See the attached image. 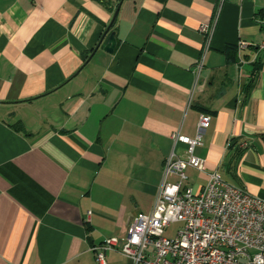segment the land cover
I'll return each mask as SVG.
<instances>
[{
  "label": "crops",
  "instance_id": "0c3cea01",
  "mask_svg": "<svg viewBox=\"0 0 264 264\" xmlns=\"http://www.w3.org/2000/svg\"><path fill=\"white\" fill-rule=\"evenodd\" d=\"M263 19L264 0H0V264H97L202 113L188 185L264 199Z\"/></svg>",
  "mask_w": 264,
  "mask_h": 264
},
{
  "label": "built area",
  "instance_id": "2783aa9c",
  "mask_svg": "<svg viewBox=\"0 0 264 264\" xmlns=\"http://www.w3.org/2000/svg\"><path fill=\"white\" fill-rule=\"evenodd\" d=\"M260 23L264 27V19ZM200 31L209 39L212 27L203 25ZM210 121L208 114H200L193 138L171 135L174 150L165 160L152 210L134 216L123 238L92 247L97 264H107V252H119L134 264H264V199L224 181L216 171L199 190L188 185L187 168L205 170L194 150L202 145ZM177 144L185 146V158L175 154ZM173 223L182 226L174 237H165Z\"/></svg>",
  "mask_w": 264,
  "mask_h": 264
},
{
  "label": "water",
  "instance_id": "95a60500",
  "mask_svg": "<svg viewBox=\"0 0 264 264\" xmlns=\"http://www.w3.org/2000/svg\"><path fill=\"white\" fill-rule=\"evenodd\" d=\"M120 5H121V2L119 3V5L117 6L116 10L114 11L113 13V16H112V19L110 21V24L108 25V27L106 28V30L104 31L103 35H102V38L99 42V45L102 43L103 39L105 38V36L108 34L111 26L113 25L116 17H117V14H118V11L120 9ZM98 45V46H99ZM116 46V40H115V33L114 32H110L108 35H107V41L103 47V50L107 53H112L114 51V48Z\"/></svg>",
  "mask_w": 264,
  "mask_h": 264
},
{
  "label": "rangeland",
  "instance_id": "374dc122",
  "mask_svg": "<svg viewBox=\"0 0 264 264\" xmlns=\"http://www.w3.org/2000/svg\"><path fill=\"white\" fill-rule=\"evenodd\" d=\"M186 173H187V171H186ZM187 176H188V175H187ZM154 200H155V199H154ZM147 202H148V198H147V196H143V201H142L143 205H146ZM138 213H139V212H135V213L133 214V217L136 216ZM181 226H182L181 223H173V224H171V225L166 229L164 236H165V237H174V236L176 235V232L178 231V229H180Z\"/></svg>",
  "mask_w": 264,
  "mask_h": 264
},
{
  "label": "trees",
  "instance_id": "16d2710c",
  "mask_svg": "<svg viewBox=\"0 0 264 264\" xmlns=\"http://www.w3.org/2000/svg\"><path fill=\"white\" fill-rule=\"evenodd\" d=\"M261 15L263 16V14L261 13ZM87 57L88 56H86V55H84V59H87ZM228 58H229V56H228ZM19 126V127H21L22 128V123L20 122V121H18L17 123H16V126Z\"/></svg>",
  "mask_w": 264,
  "mask_h": 264
}]
</instances>
